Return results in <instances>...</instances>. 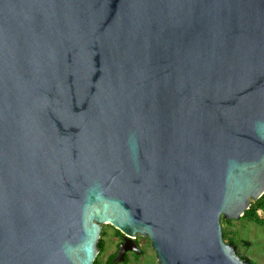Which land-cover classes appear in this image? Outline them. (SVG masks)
Segmentation results:
<instances>
[{
  "label": "water",
  "instance_id": "obj_1",
  "mask_svg": "<svg viewBox=\"0 0 264 264\" xmlns=\"http://www.w3.org/2000/svg\"><path fill=\"white\" fill-rule=\"evenodd\" d=\"M264 195V0H0V264H249Z\"/></svg>",
  "mask_w": 264,
  "mask_h": 264
},
{
  "label": "rangeland",
  "instance_id": "obj_2",
  "mask_svg": "<svg viewBox=\"0 0 264 264\" xmlns=\"http://www.w3.org/2000/svg\"><path fill=\"white\" fill-rule=\"evenodd\" d=\"M229 229L238 233L237 254L246 255L257 264H264V226L247 220H235ZM102 231L105 232L103 239L106 248L99 260L100 264H106L108 257L116 250L117 238L115 229L110 225L103 226ZM137 239L141 244L143 254L141 256L132 255L128 264H158L150 240L147 237L139 236Z\"/></svg>",
  "mask_w": 264,
  "mask_h": 264
},
{
  "label": "trees",
  "instance_id": "obj_3",
  "mask_svg": "<svg viewBox=\"0 0 264 264\" xmlns=\"http://www.w3.org/2000/svg\"><path fill=\"white\" fill-rule=\"evenodd\" d=\"M239 220H247L249 222H253L255 224L264 226V195L259 200L252 202L250 209L247 210L244 216L241 217ZM234 221L235 220H226L223 218L222 219V231H223L224 240L227 243H232L235 247V250H237L236 245L239 241L238 233L236 231H232L229 229V227L232 226ZM115 231H116V237L121 235L119 231L117 230ZM103 236H105L104 231H102L101 233V238L98 243L99 255L97 259L95 260L94 264H100V260H99L100 255L104 252L106 248V243L103 239ZM239 257L245 262H248L249 264H257L252 259L248 258L246 255H239ZM112 258L108 259L107 264H113Z\"/></svg>",
  "mask_w": 264,
  "mask_h": 264
},
{
  "label": "flooded vegetation",
  "instance_id": "obj_4",
  "mask_svg": "<svg viewBox=\"0 0 264 264\" xmlns=\"http://www.w3.org/2000/svg\"><path fill=\"white\" fill-rule=\"evenodd\" d=\"M116 230V229H115ZM118 231V230H117ZM121 233V232H120ZM117 238V246H116V250H115V252L112 254V255H110L109 257H108V259L109 258H112V261H113V264H115L114 263V259L116 258V256H117V254H118V251H119V246H120V244L123 242V240H124V236H123V234L121 233V235L120 236H118V237H116ZM136 241H137V243L139 244V246H140V248H141V244H140V242H138V239L136 238ZM142 250V249H141ZM143 254V252L140 254V255H138V256H141ZM132 255H136L137 256V254L135 253V252H133V251H129V252H127V254H126V260L124 261V262H122V263H120V264H128L129 263V259H130V257L132 256ZM108 259H107V261H106V264L108 263Z\"/></svg>",
  "mask_w": 264,
  "mask_h": 264
}]
</instances>
